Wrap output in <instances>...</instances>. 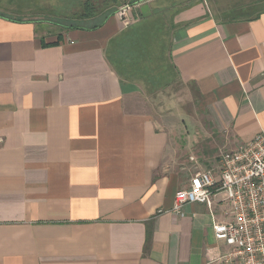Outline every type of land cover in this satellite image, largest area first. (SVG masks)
Instances as JSON below:
<instances>
[{"label": "crops", "instance_id": "crops-1", "mask_svg": "<svg viewBox=\"0 0 264 264\" xmlns=\"http://www.w3.org/2000/svg\"><path fill=\"white\" fill-rule=\"evenodd\" d=\"M27 16H0V264H219L223 195L172 209L264 128V0L137 3L130 26L170 50L159 91L190 85L199 100L191 127L137 107L159 91L107 62L129 27L115 14L56 30Z\"/></svg>", "mask_w": 264, "mask_h": 264}, {"label": "built area", "instance_id": "built-area-1", "mask_svg": "<svg viewBox=\"0 0 264 264\" xmlns=\"http://www.w3.org/2000/svg\"><path fill=\"white\" fill-rule=\"evenodd\" d=\"M115 16L126 27L134 23L130 6L119 8ZM219 166L217 180L210 173L194 174L189 187L176 193L172 212L182 216L183 207L194 203L210 207L214 196L223 195L231 220L212 225L215 240L227 247L216 261L264 264V128L233 151L222 152Z\"/></svg>", "mask_w": 264, "mask_h": 264}, {"label": "rangeland", "instance_id": "rangeland-1", "mask_svg": "<svg viewBox=\"0 0 264 264\" xmlns=\"http://www.w3.org/2000/svg\"><path fill=\"white\" fill-rule=\"evenodd\" d=\"M11 2V6L6 3ZM144 0H0V15L14 19L37 18L50 25L52 30L73 26L91 27L100 23L119 8L127 5L137 10V3ZM23 16V17H19ZM139 108L152 112L156 117L168 118L169 123H182L191 127V122H198L203 117L199 100L190 85L175 84L159 91L153 96L143 95Z\"/></svg>", "mask_w": 264, "mask_h": 264}, {"label": "trees", "instance_id": "trees-1", "mask_svg": "<svg viewBox=\"0 0 264 264\" xmlns=\"http://www.w3.org/2000/svg\"><path fill=\"white\" fill-rule=\"evenodd\" d=\"M104 20L91 27L73 26L66 29H96L103 24ZM141 30L139 25L129 26L120 37L110 42L105 50V58L119 76L140 79L148 92L154 94L174 83V67L169 63L170 50H163L161 41L155 42L156 39L153 36L144 34ZM118 42L123 50H116ZM43 46L47 45L43 44Z\"/></svg>", "mask_w": 264, "mask_h": 264}]
</instances>
